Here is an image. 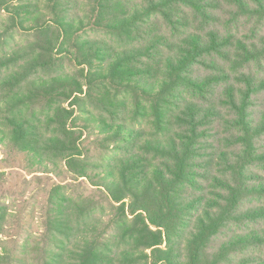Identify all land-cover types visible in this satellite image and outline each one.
<instances>
[{
	"label": "trees",
	"instance_id": "1",
	"mask_svg": "<svg viewBox=\"0 0 264 264\" xmlns=\"http://www.w3.org/2000/svg\"><path fill=\"white\" fill-rule=\"evenodd\" d=\"M0 145L66 175L40 264H264V0H0Z\"/></svg>",
	"mask_w": 264,
	"mask_h": 264
},
{
	"label": "rangeland",
	"instance_id": "2",
	"mask_svg": "<svg viewBox=\"0 0 264 264\" xmlns=\"http://www.w3.org/2000/svg\"><path fill=\"white\" fill-rule=\"evenodd\" d=\"M86 136L88 144L94 135L86 133ZM93 149L97 155L91 154L97 157L98 152ZM48 172L33 165L30 154L11 145H0V203L9 205L4 252L12 259L11 264H20L19 259L23 257H26L25 264H40L38 248L42 250L45 246L49 193L55 183L66 177L59 178ZM82 188L74 187L72 192L75 195L83 191L92 193L87 185L83 184Z\"/></svg>",
	"mask_w": 264,
	"mask_h": 264
}]
</instances>
